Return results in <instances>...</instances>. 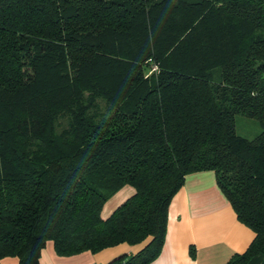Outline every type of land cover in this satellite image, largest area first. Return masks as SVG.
<instances>
[{
    "label": "trees",
    "instance_id": "16d2710c",
    "mask_svg": "<svg viewBox=\"0 0 264 264\" xmlns=\"http://www.w3.org/2000/svg\"><path fill=\"white\" fill-rule=\"evenodd\" d=\"M264 0H0V264L120 243L150 264L213 171L264 264ZM134 192L102 218L122 187Z\"/></svg>",
    "mask_w": 264,
    "mask_h": 264
},
{
    "label": "crops",
    "instance_id": "0c3cea01",
    "mask_svg": "<svg viewBox=\"0 0 264 264\" xmlns=\"http://www.w3.org/2000/svg\"><path fill=\"white\" fill-rule=\"evenodd\" d=\"M126 185L103 206L102 218L108 217L122 201L132 195ZM254 237L253 231L240 222L220 190L213 171H201L186 177L182 188L168 208L164 245L150 264H226L232 255L244 252ZM137 246L120 243L92 253L84 251L70 256L58 255L52 241L41 251L39 264H110L136 251ZM257 255L247 264H261ZM4 264H20L16 257H6Z\"/></svg>",
    "mask_w": 264,
    "mask_h": 264
},
{
    "label": "rangeland",
    "instance_id": "374dc122",
    "mask_svg": "<svg viewBox=\"0 0 264 264\" xmlns=\"http://www.w3.org/2000/svg\"><path fill=\"white\" fill-rule=\"evenodd\" d=\"M235 130L242 136L252 138L264 130V126H262L255 118L238 114L235 117Z\"/></svg>",
    "mask_w": 264,
    "mask_h": 264
},
{
    "label": "built area",
    "instance_id": "2783aa9c",
    "mask_svg": "<svg viewBox=\"0 0 264 264\" xmlns=\"http://www.w3.org/2000/svg\"><path fill=\"white\" fill-rule=\"evenodd\" d=\"M94 264H99V263H94Z\"/></svg>",
    "mask_w": 264,
    "mask_h": 264
}]
</instances>
